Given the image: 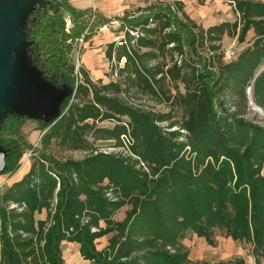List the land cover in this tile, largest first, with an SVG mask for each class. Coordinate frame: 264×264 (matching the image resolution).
I'll return each instance as SVG.
<instances>
[{"label": "trees", "instance_id": "obj_1", "mask_svg": "<svg viewBox=\"0 0 264 264\" xmlns=\"http://www.w3.org/2000/svg\"><path fill=\"white\" fill-rule=\"evenodd\" d=\"M231 1L236 19L207 27L179 2L143 18L125 14L123 37L104 50L124 60L119 80L94 82L84 68L79 80L68 60L48 67L72 91L42 125L27 172L0 193V264H66L64 242L90 264H244L190 260L184 233L212 244V229L249 242L254 264L264 260V176L254 162L264 160V125L243 116L249 103L264 110V0ZM66 10L74 22L85 13L67 2ZM58 25L63 18L39 19L34 34L48 42ZM250 32L224 60V36L242 44ZM142 97L167 110L144 108ZM53 148L84 155L56 158Z\"/></svg>", "mask_w": 264, "mask_h": 264}, {"label": "rangeland", "instance_id": "obj_2", "mask_svg": "<svg viewBox=\"0 0 264 264\" xmlns=\"http://www.w3.org/2000/svg\"><path fill=\"white\" fill-rule=\"evenodd\" d=\"M228 1L230 2V0ZM174 2L177 1L136 0L119 7L116 15L112 17H102L94 10H87L83 18L77 19L75 22L72 21L70 12L66 10V0H36L28 7L29 9L19 11L16 26L19 30L18 42L20 45L12 51V63L8 74L13 96H9L4 102L6 111L4 118L0 120V153H3L2 165H0V193L7 189L18 174H21L20 172L30 166L33 157L39 152L42 125L57 115L62 100L72 91V86L64 79L63 72L48 69V67H51L52 64L59 65L61 61L68 60L70 64L74 65V73L78 74L80 68H84L94 82L99 78L104 82L119 80L120 78L114 70L116 67L122 66L124 60L109 61L105 57L104 50L109 42L118 41L123 37L127 25H124L120 18L125 14L126 16L134 15L143 18L165 5L170 4L172 7ZM220 2L196 0L195 11L201 10L200 17H207L204 24L199 20L200 18L188 16L191 17L194 24L207 27L209 26L207 23L218 19L216 16L208 18V10L214 8L221 13L223 19L235 20L237 15L233 7L230 6L232 3H228L226 0ZM199 5L205 7L202 8ZM177 12H175V16L184 19L180 12ZM46 17L56 21L60 18L64 20V26L58 25L56 32L47 39L48 42H44L37 36L38 34H34L37 29L35 26L37 21ZM176 17H172L175 25H177ZM188 22L192 25V21ZM74 30L82 31L78 38L71 35ZM251 38L252 33L250 32L246 41L239 44L235 37L224 36L221 43L222 50L231 48L233 52H237ZM46 45L56 47L53 56L48 53L45 48ZM78 79L82 80L80 73ZM179 86L183 91L182 85L179 84ZM136 102L146 109L167 110L161 104H155L146 97H142ZM248 105L243 116L248 120L264 125V110L253 103ZM231 110L233 109L231 108ZM103 124L109 125L110 123L104 122ZM96 144L103 151L125 152L124 148L113 147L111 141H97ZM51 152L56 158L80 159L84 155L80 151L55 148ZM254 162L258 163L259 173L264 176V160L258 158L257 160L254 159ZM11 170H15L14 173L18 171V174L15 177L9 175L8 172ZM121 216L122 214L118 213L116 217ZM211 239L213 243L208 244L203 237L187 230L183 235L182 243L189 257L191 254L192 261L213 263L241 258L244 264H254L249 242L233 240L218 229L211 230ZM106 240V236L98 239L97 247L103 246ZM220 253H222V258L213 261L215 259L213 256L216 257V254ZM61 254L66 264H90L89 261L80 256L75 243H62ZM202 255L207 256V258L198 259ZM259 264H264V260Z\"/></svg>", "mask_w": 264, "mask_h": 264}, {"label": "water", "instance_id": "obj_3", "mask_svg": "<svg viewBox=\"0 0 264 264\" xmlns=\"http://www.w3.org/2000/svg\"><path fill=\"white\" fill-rule=\"evenodd\" d=\"M36 0H0V120L4 118V102L11 94L8 74L12 63V51L18 48L19 30L16 19L20 10L29 9ZM60 111V108H59ZM49 121L55 119L58 114ZM48 121V122H49ZM3 158V153H0Z\"/></svg>", "mask_w": 264, "mask_h": 264}, {"label": "crops", "instance_id": "obj_4", "mask_svg": "<svg viewBox=\"0 0 264 264\" xmlns=\"http://www.w3.org/2000/svg\"><path fill=\"white\" fill-rule=\"evenodd\" d=\"M135 1L136 0H67L66 2L75 11L84 10L85 11L84 14H86L87 10L88 11L89 10H94L95 12H97V14L101 15L102 17H106L107 18V17H112V16L116 15L117 9L119 7H122V5L125 6L126 4L128 5V3H133ZM175 1H177V2L182 4V9L184 10V12L186 14L192 15L193 18H200L199 20L203 24L206 23L207 17L201 18L200 15H199L201 10H199V12L195 11V8H196L195 2H196V0H175ZM208 1H210V0H205V2H208ZM211 1L218 3V2H220L222 0H211ZM226 1L228 3H230L228 0H226ZM230 6L233 7L232 4H230ZM199 7L203 8L205 6L199 5ZM214 16H216L218 19L217 20L214 19L213 22H209V23H207V25H212V24H215V23H218L220 21L225 20V19H223L221 17V13L220 12H218L217 10H214V8H211L210 10H208V18H212ZM120 20H121V18H120ZM84 62H86V61H84ZM28 168L29 167L25 168L22 172H20L21 174H18V171L16 173L12 174L13 177H15L16 174H18V176L14 179V181L19 180L27 172ZM190 257H191V254H190ZM205 257L207 258V256L202 255L198 259H206ZM213 257L215 258V259H213V261H218L219 259L222 258V253L216 254V257L215 256H213ZM190 260H191V258H190Z\"/></svg>", "mask_w": 264, "mask_h": 264}, {"label": "built area", "instance_id": "obj_5", "mask_svg": "<svg viewBox=\"0 0 264 264\" xmlns=\"http://www.w3.org/2000/svg\"><path fill=\"white\" fill-rule=\"evenodd\" d=\"M230 2L233 4V1L230 0ZM69 21V20H68ZM233 55V51L231 48H227L223 51V59L229 60L231 56ZM77 74V73H76Z\"/></svg>", "mask_w": 264, "mask_h": 264}, {"label": "bare ground", "instance_id": "obj_6", "mask_svg": "<svg viewBox=\"0 0 264 264\" xmlns=\"http://www.w3.org/2000/svg\"><path fill=\"white\" fill-rule=\"evenodd\" d=\"M2 160H3V158H2V156L0 155V165H2Z\"/></svg>", "mask_w": 264, "mask_h": 264}]
</instances>
